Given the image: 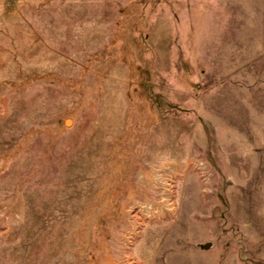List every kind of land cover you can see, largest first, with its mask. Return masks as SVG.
<instances>
[{"label": "rangeland", "instance_id": "rangeland-1", "mask_svg": "<svg viewBox=\"0 0 264 264\" xmlns=\"http://www.w3.org/2000/svg\"><path fill=\"white\" fill-rule=\"evenodd\" d=\"M0 264H264V0H0Z\"/></svg>", "mask_w": 264, "mask_h": 264}, {"label": "bare ground", "instance_id": "bare-ground-1", "mask_svg": "<svg viewBox=\"0 0 264 264\" xmlns=\"http://www.w3.org/2000/svg\"><path fill=\"white\" fill-rule=\"evenodd\" d=\"M67 123L69 124L70 122L68 121Z\"/></svg>", "mask_w": 264, "mask_h": 264}]
</instances>
